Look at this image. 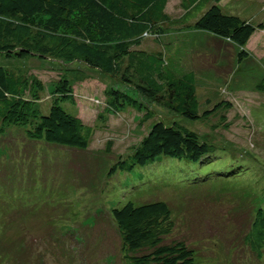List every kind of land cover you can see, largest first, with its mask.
I'll use <instances>...</instances> for the list:
<instances>
[{"label": "rangeland", "instance_id": "obj_1", "mask_svg": "<svg viewBox=\"0 0 264 264\" xmlns=\"http://www.w3.org/2000/svg\"><path fill=\"white\" fill-rule=\"evenodd\" d=\"M220 5L225 12L264 22V0ZM166 12L181 15L179 0H168ZM182 38L190 41L195 73L209 81L198 88L200 100L211 92L223 100L196 121L146 104L130 87L78 63L1 57L4 66L41 80L38 103L45 110L67 67L80 68L68 74L75 103L64 107L92 126L93 135L85 149H77L29 140L23 127L0 133V264H125L112 210L128 201L156 200L167 203L175 221L165 240L186 242L195 264H264V256L257 259L244 242L255 210L264 206V88H257L264 81V31L255 29L247 38V57L241 61L240 46L191 28L167 30L159 41L146 36L140 48L154 51ZM110 86L141 100L151 116L130 107L106 113L104 93ZM160 119L175 120L217 147L218 157L204 168L213 176L197 180L191 165L171 158L110 174L125 150ZM219 166H235L242 174L216 176Z\"/></svg>", "mask_w": 264, "mask_h": 264}, {"label": "trees", "instance_id": "obj_2", "mask_svg": "<svg viewBox=\"0 0 264 264\" xmlns=\"http://www.w3.org/2000/svg\"><path fill=\"white\" fill-rule=\"evenodd\" d=\"M222 1L179 0L183 13L172 17L166 12L168 0H0V133L23 127L29 140L77 149H85L93 135L92 126L64 107V103H75L68 74L78 73L80 68L67 67L55 82L45 110L38 103L41 80L4 66L1 57L78 63L130 87L146 104L190 121L205 118L223 100L215 92L200 100L198 88L206 87L209 81L192 68L189 39L168 42L154 51L140 46L146 36L159 41L167 30L191 28L240 46L241 61L247 57V38L255 29L264 31V22L225 12ZM257 88H264V81ZM104 94L106 113L130 107L145 109V116H151L148 106L126 90L110 86ZM211 103V109H207ZM216 149L175 120H154L139 142L113 164L110 174L171 158L191 165L196 179L202 180L213 176L204 168L218 157ZM235 168L219 166L213 172L216 176L238 177L242 170ZM112 220L125 264H195L193 249L186 242L165 240L175 226L166 202L135 205L128 201L113 208ZM244 242L257 259H263L264 206L255 210Z\"/></svg>", "mask_w": 264, "mask_h": 264}]
</instances>
